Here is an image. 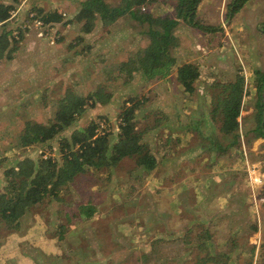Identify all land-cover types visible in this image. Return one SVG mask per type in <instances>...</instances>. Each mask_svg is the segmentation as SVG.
<instances>
[{
	"label": "rangeland",
	"instance_id": "obj_1",
	"mask_svg": "<svg viewBox=\"0 0 264 264\" xmlns=\"http://www.w3.org/2000/svg\"><path fill=\"white\" fill-rule=\"evenodd\" d=\"M154 1L152 0L148 6H143V3L138 5L132 3L130 6L129 1V10H127L125 0L117 19L125 22L126 19H130L129 11L132 9L134 11V6L140 9L137 12L135 10V17L138 18L133 17L134 21L142 20L138 15L144 14L150 15L152 18L161 17L159 13L155 12ZM227 1L222 12H225ZM152 3L155 8H152ZM175 14L174 10L170 15H167L174 19ZM224 15L226 14L222 15L223 18ZM91 17H93L92 13ZM83 18L86 20V16ZM39 21L41 24L37 25H42L43 21L40 19ZM77 21L80 20L77 19ZM176 21V25L170 30L172 35L175 36V45L167 50L173 60L171 64L166 66V75L168 76L173 71L177 75L179 66L184 63H192L196 67L197 78L194 83V92L189 96H186L181 85L177 88V82L171 83L170 77L166 75L163 78L159 75L149 77L140 68L138 63L140 58L138 56L146 51L149 46L152 45L155 48L156 45L155 39H152L149 32L158 30L162 33V27L159 24H149L148 22H145L146 27L140 26L137 29L138 35H133L132 50L124 54L120 62L116 60L117 63L114 65L115 69L113 72L111 71L112 73H109L110 70H105L103 75L83 74L87 71L88 61L84 59L89 48H85L83 42H81L82 38L78 34L69 33L65 40L61 36L62 46L69 53L64 62L71 64V66L73 62L77 63L73 69H70L71 66L65 68L63 73L61 67L57 66L58 73L62 78L58 80L59 85H55L56 95L52 98V106L47 112L45 110L43 113L40 108H19L18 105L22 99L14 100L16 93L12 92L11 89L6 90V92L5 89L0 90V191L6 183L5 169L16 165L17 161L24 157L36 159L51 155L59 159V139L68 138L73 130L83 129L91 122H95L97 125L96 133L108 135V143L111 148L119 138L118 114L124 102L129 104V99L132 97L145 98L146 100L143 106L135 112V120L139 123L138 128L144 126L141 119L146 113L152 112L155 114L151 116V120H154L152 122L160 120L157 134L148 136V139L145 137L146 134H143L142 141L146 144L148 153L158 161L155 166L156 171L171 168L173 169L172 172L167 170L166 174H170L171 179L176 176V179H173V193L163 195L160 192H155L151 196L152 202L149 204L146 201L147 197H143L144 191L149 188L148 183L142 182L137 189L135 185L134 190L133 185L129 183L130 180L127 179L121 180L124 183L123 186L115 185L117 190L113 184L108 185L110 191L114 193L117 191V201L114 204L106 205L107 215L101 213V216L93 218L95 222L88 221V225H84L85 230L80 231L81 228L75 227L74 222L68 220V216L69 212L73 211L74 206L81 205L82 200H85L86 191L90 187L88 181L92 180V175L90 176L88 172L78 174V177L76 176L77 180H75V177L74 180L69 181L61 189L60 198L62 201L47 199L36 208L35 211L38 214L36 213L37 216L34 221L36 228L34 230L27 232L23 230V227H18L19 219L16 228H8L6 225L0 227V264H118V260H121V264H140V260L135 259L136 254L133 252L124 251L119 253L109 250L105 252L107 257H103L102 253L96 251L93 242L97 238L106 239V245L110 247L111 244H108L110 243L108 242L110 235L118 233L116 230L119 228L133 227V222H136L134 224L137 227H143L141 231H144V225L147 224V213L142 212L145 211L146 207L154 205L150 211L158 213L166 209L165 205L167 203H169L167 209L169 212H184L182 218H189L194 215L199 217L200 215L203 224L201 229L194 230L197 233L196 235L200 234L199 237L193 236L192 231L190 241L186 242L184 246L174 245L170 250L161 246V250L154 253V262L158 259L155 264H158V262H160L159 264H223V261L224 264H248L249 261L250 264H264V136L258 135L261 131L257 129L259 122L263 120L261 115H264V100L261 101L262 107L259 108L260 110L254 102L251 103L253 108H248L250 113L247 119L245 121L243 119L238 120V145L234 143L227 147L225 145L227 142H221L220 149L212 148L214 145L209 146L207 154L211 157L200 162V159H195L194 154L191 153L194 148L205 151L204 146L209 138L219 137L221 141L225 139L220 131L223 117L220 110H216L217 99L222 88L220 86L215 87L212 84L213 80L223 81L222 84L225 85V80L233 83L236 81L237 76L244 78L241 112L247 108L243 106V96L245 94L247 95L251 91H256V94L257 91H260L261 94L264 93V86H256V81L257 79L259 81V73L261 72H257L253 65H248L247 60H240L236 58L235 54V56L230 55L233 53L232 51H228V54L224 49L222 54L210 55L211 52L219 48L220 38L215 39V41L214 38L203 41L204 43L196 49V53L191 57L193 51L187 47L186 42L183 40L184 37L181 36L183 27L178 23V20ZM82 27L84 33L91 29L90 27L89 30H84L85 25ZM51 39H53L51 43H54L56 36H52ZM124 39H126L125 35L117 33L114 43L117 44ZM102 44H106V42ZM106 45H109V42ZM99 50L103 51L105 49L100 47ZM6 52L8 55L10 54L9 51H4V53ZM183 52L187 53L192 60L185 59ZM81 56H84V59H81ZM98 57L109 58L105 54H100L94 58H89V60L94 59L99 62ZM64 62L62 63L65 64ZM121 63L125 64L122 65ZM133 67L135 71L132 70ZM128 71H132V75L134 73V77L130 81L132 82L134 79L139 84L138 91L133 90V88L128 89L121 83L123 80L121 76L129 73ZM166 79L170 81V84H164L167 86L166 93H163L165 87H162L159 91L158 88L154 89L155 85H161L166 82ZM5 85L3 87L6 88ZM59 86L62 87L61 92L58 89ZM99 86L103 88V92L111 93L110 99L106 103L97 102L93 107H88L85 110L86 112L84 111L85 113H81L68 128L51 141V148L47 142L34 143L30 146L21 145L20 134L25 122L27 120L39 122L52 120L66 90L71 89L79 95H85L88 92L95 91ZM159 92L164 96L161 98L165 101L163 102L165 105H162L163 111L160 109L142 110L145 105L149 106L157 100ZM59 95L61 96L58 97ZM113 95L115 96L114 99H112ZM2 100L4 102H1ZM109 101H111L110 104ZM177 102L182 105L179 111L186 114L184 120H180L179 123L172 117L176 112ZM90 111L92 114H90ZM170 112L173 114L171 115ZM158 131L160 132L158 133ZM168 152H173L170 158L165 157ZM118 164L131 165V169L136 168L135 175L138 177L146 175L148 178L154 169L149 170L143 165L137 164L133 159V155L124 156ZM201 164L209 170L201 174L203 176L210 175V182L207 181L201 184L197 178L194 168ZM111 166L113 165L100 168ZM83 167L84 169L94 168L87 165ZM124 168L128 170L129 166ZM120 174L128 175V171ZM197 182L199 183L197 184ZM130 189L133 199H125L124 195L128 194ZM156 189L161 190L160 188ZM105 192L107 190H104ZM104 193H100V195L102 196ZM148 193L150 194V192ZM173 194L177 196V199L169 202L166 197ZM105 196L108 197V194L106 193ZM129 202L133 203L130 204ZM133 214L135 217H133ZM93 223L94 225L97 224L95 235L91 231L94 228L91 227ZM112 224L115 226H112ZM60 225L64 227H59ZM254 225L256 229L252 228ZM203 228L210 230V235L207 238L203 234ZM194 239H196V246L192 244ZM235 240H239L237 242L238 248L227 252L230 242ZM165 255L167 256L165 257ZM141 257L145 258L144 256Z\"/></svg>",
	"mask_w": 264,
	"mask_h": 264
},
{
	"label": "crops",
	"instance_id": "obj_2",
	"mask_svg": "<svg viewBox=\"0 0 264 264\" xmlns=\"http://www.w3.org/2000/svg\"><path fill=\"white\" fill-rule=\"evenodd\" d=\"M123 1L125 0H0V18L4 20V23L0 25V50L4 45L2 49L3 53L0 56V90L3 91V89H5L6 92V90L11 89L12 92L16 93L14 100L22 99L21 103L18 105L19 108H40L43 113L45 110L47 112L52 106V98L56 95V89L54 90L55 85H59L58 80L62 78L58 73L57 66L61 67L62 73L65 68L71 66V64H66L64 62L69 56V53L62 46L61 42L62 37L65 40L69 33L78 34L82 38L81 42H83L85 48H89L85 59L84 56H81V59L83 58L85 61H88L86 67L87 71L83 73L84 75H103L105 70H110L109 73H112L115 69L114 65L122 60L124 54L132 50L133 43L131 41L133 40V35H138L136 32L137 29L140 26H143V28L147 26L145 25L146 21H134V19H132L134 16L131 14H129L130 19H126V22L117 19L118 13L122 11L121 7ZM129 1L131 3L135 0H126L127 10H129ZM178 1L179 0H155L153 2L156 7L155 12L159 13L161 17L167 14L170 15L174 10L176 12ZM231 1H227L225 12H222L226 0H200L198 5L195 6V20L199 22V26H194L192 23H189V17L184 19L182 17H176L175 14L173 18L178 20V23L183 27L181 36L184 37L183 40L186 42L187 47L193 51L192 55H190L191 57L196 53V49L201 47L202 43H204L203 41L210 38H214L215 41V39L217 40L220 38L219 48L211 52L210 55L222 54V50L224 49H226V53L232 51L233 53L230 55H236V58L240 60H247L248 65H253L254 68L257 69V72H261L259 73V81L258 79L256 81V86H264V0H247L234 16H231L228 10ZM151 2L152 0H143L142 5L148 6ZM153 3L152 8H155ZM85 7L87 11L93 15L90 25L91 29L86 33L82 31V26L87 24V18L86 20L84 18L79 19V15ZM32 14L34 16H31ZM52 14L57 15L59 19H47L48 16ZM223 14H226L224 18L222 16ZM39 19L43 21L42 25H37ZM77 19L80 21H77ZM211 27L215 29V31L207 30ZM117 33L120 35L122 33V35H125L126 39L116 44L114 40L116 39ZM52 36H56L54 43H51L53 40L51 39ZM104 42H106V44L109 42V45L102 44ZM100 47H104L105 50H99ZM4 51H9L10 54L8 55V53H4ZM100 54H105V56H109V58L98 57L99 62L94 59L89 60V58H94ZM183 57L192 60L185 52H183ZM185 59L184 61L187 62ZM225 60L227 61V59ZM76 63L77 62H73L70 69H73ZM133 77L134 73L132 75V78ZM167 77L171 78V83L177 82L175 71L171 72ZM167 79L166 82H163L161 85H155L154 89L158 88L159 91L162 87H165L164 90L162 89L165 91L167 86L164 84H170V81ZM130 82L131 81L123 82L122 80L121 83L128 89L133 88V90L138 91L139 84H137L134 79L131 83ZM222 82L223 81L220 80H213L212 84L215 87L220 86L223 89V87L229 83L225 80L226 84L223 85ZM4 84H6V88L3 87ZM177 84V88H179V83L177 82ZM58 89L60 92L62 91L61 86H59ZM163 93H166V91ZM60 96L61 95L58 97ZM162 97L164 96L159 92L157 100L152 102L149 106L145 105L142 110L150 111L153 109H160L163 111L164 108L162 105H165L163 103L165 101L161 100ZM243 97V106L247 108L240 112V116L238 117L239 121L240 119L244 121L247 119L250 113L249 109L253 108V102L257 108L260 107L261 101L264 100V93L261 94L260 91H257L256 94V91H251ZM114 98L115 96L113 95L112 99ZM1 102L4 101L2 100ZM110 103L111 101H109V104ZM181 106L180 102H177L175 106L176 112H174V114L170 112L178 123L180 120H184L186 116L184 112L179 111ZM172 107L174 108V106ZM90 114H92L91 111ZM260 123H262V121ZM157 130H159L158 127L149 130L145 135L146 139H148L150 135L157 134ZM160 131H158V133ZM151 144L153 143L151 142ZM172 153L173 152H168L165 157L170 158ZM191 153L194 154L195 159H200L199 162L211 157L200 148L199 150L194 148V151H191ZM175 154H177V152H175ZM198 155L200 156L198 157ZM156 162L158 163L157 159ZM125 166H129L128 170L124 168ZM130 166L131 165H120L117 163L109 168L84 169V173L88 172L90 176L92 175V180L90 179L88 181L90 187L87 189L86 198L82 200L81 205H92L94 211L91 216H87L81 213V205H76L73 211L69 212L68 220H72L75 227H79L81 228L80 231H83L85 230L84 225H88V221L95 222L93 218L101 216V213L107 215L108 209L106 205L114 204L117 201V191L116 193L110 191V186L108 185L113 184L117 190L116 186H123L124 183L122 181L124 179L130 180L129 183L133 185V190L135 189V185L137 189L142 182L148 183L149 188H147V191L150 192V194L147 191L143 193V197H147L146 201L148 204L152 202L151 196H153L155 192H160L163 195L173 193V179H176V176L171 179L170 174H166L167 170L172 172L173 169L163 168L162 170L156 171L155 167L152 170L151 176H149L150 179H152V181H150V179H148L149 177L147 178L146 175H142L141 177L135 175L137 169L134 167L131 169ZM124 171H128V175L120 174ZM208 171L209 170L203 167L202 164L197 167L195 166L194 172L201 184L207 181L210 182V175H202L204 172L206 173ZM77 177L75 180H77ZM116 181H118V183L115 184ZM198 183L199 182H197V184ZM156 188H160L161 190L159 191ZM104 190H107V192L104 193ZM100 193L104 194L101 196ZM106 193L108 197L105 196ZM124 198L133 199V197H131V189L128 191V194L124 195ZM166 199L169 202H173L177 199V196L173 194L166 197ZM60 201L62 200L60 199ZM42 203L36 204L34 209L36 210ZM129 203L131 204L133 202ZM153 207L154 205L147 206L145 211L142 212L147 213V224L146 226L144 225V231H141L143 227H137L134 224L136 222H133V227L119 228L116 230L118 233L110 235L111 237L108 241L110 242L108 244H111L110 247H107L106 239L97 238L96 241L93 242L96 251L102 253L103 257H107L105 252L109 250L119 253H123L124 251L133 252L136 254L135 259L140 260V264H155L158 259L154 262V253L160 251L162 248L161 246H163V248L167 247L169 250L172 249L174 245L179 247L184 246L186 242L190 241L192 231L193 236H196L197 233L194 230L198 228L201 229L203 224L200 215L199 217L194 215L189 218H182L184 212H169L167 210L169 208V203L165 205L166 209L164 211L158 213L150 211ZM34 209L31 212L28 211L19 218L18 227H23V230L27 232H31L36 228V223L34 221L36 220V213L38 214V212ZM133 217H135L134 214ZM112 226L115 225L112 224ZM59 227L64 226L60 225ZM91 227H94L91 231H93L95 235L97 224L94 225L93 223ZM192 244L196 246V239L192 241ZM166 256L167 255H165V257ZM150 260H152V262H150ZM163 260L165 261V258ZM121 263V260H118V264ZM159 263L160 262H158V264Z\"/></svg>",
	"mask_w": 264,
	"mask_h": 264
},
{
	"label": "trees",
	"instance_id": "obj_3",
	"mask_svg": "<svg viewBox=\"0 0 264 264\" xmlns=\"http://www.w3.org/2000/svg\"><path fill=\"white\" fill-rule=\"evenodd\" d=\"M246 1L232 0L228 8L231 16H234ZM199 2L200 0H179L176 7V17L184 19L189 17V23L199 26V22L195 20V6ZM132 3L138 5L143 3V0H135L130 3V6ZM134 8V11L133 9L130 10V14L135 17V10L137 12L139 8L137 6H134ZM84 16L87 18L84 30H89L91 25L89 21L92 17L86 7L79 15V19H82ZM138 16H140L142 21H146L149 24L157 23L162 27V33L158 30L149 32L152 39L156 41L155 48L151 45L146 51L141 53L138 56L140 58L138 63L147 76L159 75V77L163 78L167 74L166 66L171 64L173 60L167 50L169 47L175 45V36L172 35L170 30L175 26L176 21L169 16L158 18H152V16L147 14ZM47 19L58 20L59 18L57 15L52 14ZM207 30L215 31L212 27ZM3 48L4 45L0 50V56L3 53ZM121 64L124 65L125 63ZM132 70L135 71V68L133 67ZM128 72L121 76L123 77V82L131 80L132 71ZM176 76V80L183 87L186 96L192 94L197 78L196 67L192 63H184L177 68ZM102 89L99 86L95 91L88 92L85 95H79L71 89L66 90L65 94L61 97L52 120L48 122L27 120L25 122L20 134L21 145L30 146L34 143L47 142L51 148V141L68 128L88 107H93L97 102L101 104L106 103L110 99L111 93H105ZM243 89L244 78L237 76L235 82L228 83L220 92L216 110H220L223 117L220 131L225 139L221 141L219 137L214 139L209 138L207 144L204 146L205 153H207L209 146L214 145L212 148L220 149V146L224 142H227L225 144L227 147L234 143L238 145V117ZM145 102V98L141 99L139 97L130 98L129 104L124 102L118 114L119 138L111 148L108 143V135L96 133L97 125L95 122H91L83 129L73 130L68 138L63 137L59 139V159L51 155L36 159L24 157L16 165L5 169L6 183L2 191H0V227L6 225L8 228H16L17 220L28 211L31 212L36 204L42 203L46 199L60 200V192L63 186L72 181L78 174L83 173L84 165L98 169L100 167L115 165L124 156L133 155V159L137 164H141L149 170L155 168L157 165L156 159L148 153L147 146L142 141L143 134L158 127L160 120L152 122L154 120H151V116L155 115L152 112L142 116L141 121L144 123L142 128H138L139 123L135 120V112ZM261 107L260 104L259 108L261 109ZM261 116L263 120L261 124L259 122L257 129L261 131L258 135H262L263 137L264 115ZM138 120L140 121V119ZM80 210L82 214L91 216L94 208L92 205L86 204L81 205ZM252 228L256 229V226L254 225ZM202 231L205 238L210 235L209 229L203 228ZM203 234L201 233V235ZM199 235H196V238ZM237 242L239 240L231 241L227 252L238 248ZM250 260L252 262V257ZM248 264H250V261Z\"/></svg>",
	"mask_w": 264,
	"mask_h": 264
},
{
	"label": "built area",
	"instance_id": "obj_4",
	"mask_svg": "<svg viewBox=\"0 0 264 264\" xmlns=\"http://www.w3.org/2000/svg\"><path fill=\"white\" fill-rule=\"evenodd\" d=\"M224 1V0H223ZM4 23V20H2L1 18H0V25H2ZM37 24H41V22L38 20L37 21Z\"/></svg>",
	"mask_w": 264,
	"mask_h": 264
}]
</instances>
